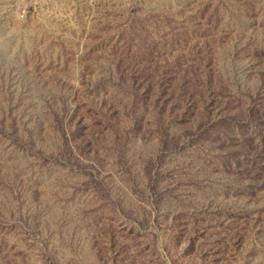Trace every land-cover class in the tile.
<instances>
[{"label":"rangeland","instance_id":"rangeland-1","mask_svg":"<svg viewBox=\"0 0 264 264\" xmlns=\"http://www.w3.org/2000/svg\"><path fill=\"white\" fill-rule=\"evenodd\" d=\"M0 264H264V0H0Z\"/></svg>","mask_w":264,"mask_h":264}]
</instances>
